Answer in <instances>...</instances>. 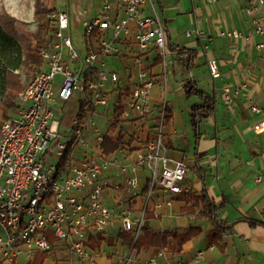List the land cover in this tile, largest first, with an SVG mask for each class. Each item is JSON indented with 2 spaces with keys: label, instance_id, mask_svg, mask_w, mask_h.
<instances>
[{
  "label": "crops",
  "instance_id": "obj_1",
  "mask_svg": "<svg viewBox=\"0 0 264 264\" xmlns=\"http://www.w3.org/2000/svg\"><path fill=\"white\" fill-rule=\"evenodd\" d=\"M154 10L162 19L166 31L168 52L165 64L155 49H150L141 64L148 69L154 85L151 89L152 108L144 120L124 121L121 119L112 128L114 109L119 97L129 92L136 84L139 64L135 59L137 44L134 28L130 25L128 34L117 41V51L106 58L105 68L119 76V83H108L110 102L98 108L100 117L107 120L104 132L116 140L120 130L123 142L106 157L118 156L128 161L138 151L143 150L145 141L154 137L152 126L156 124L163 103L167 108L163 125L164 140L168 155L183 160L188 169L180 183L181 193H204L215 205V218L225 228L219 243H209L208 234L214 227L211 220L202 216V204L191 199V195L179 197V193H169L155 188L148 201V211L153 217L147 226L156 232L171 234L183 233L189 226H198L201 232L187 240L180 249L152 247L131 252L134 260L130 264H145L148 254L158 249H166L170 257L189 261L197 251L203 254L191 264H264V131L258 126L264 117V33H255L249 41L242 38L222 37L220 32L235 29L243 33L254 31L258 25L264 26V0H152ZM62 9L68 12L71 25H81L82 41L72 35L73 43L83 55V21L95 18L102 12L103 0H66ZM255 7L253 12H249ZM53 10V11H54ZM145 14L153 11L146 4ZM118 13L120 7L114 5ZM192 31L187 36V31ZM197 31H201L198 34ZM71 34V33H70ZM263 46L257 48L256 45ZM181 49V51H180ZM189 51V53H187ZM64 60L69 62L66 51ZM216 62L219 75L213 77L208 60ZM70 63V62H69ZM72 69L79 63H70ZM43 68L46 66L43 63ZM191 79L197 89L207 93L214 100L213 110L194 126L190 117L192 104L201 99L195 94H185L184 84ZM60 76L56 77V81ZM247 83L246 87H239ZM239 93L232 107L226 106L223 87ZM70 99V98H69ZM63 102L60 110L53 108L60 120L61 130H65L70 119L81 114L78 99L75 110H66ZM251 103L258 105L261 112L250 110ZM73 105V104H72ZM71 105V106H72ZM83 105V104H82ZM111 110V113L108 112ZM98 123V122H97ZM96 123V124H97ZM141 176L140 192L133 198L135 211L143 205L147 171ZM259 178V181L257 180ZM103 191L108 205L115 203V197L129 204V192L123 187L121 173L112 169L105 178ZM119 185V190L115 186ZM169 203V204H168ZM208 222V223H207ZM119 221L109 227L101 243L92 244L91 249H104L107 255L94 257V264H118L116 255L129 252V244L119 236ZM170 242H174L169 237ZM53 252L44 259V264H58Z\"/></svg>",
  "mask_w": 264,
  "mask_h": 264
},
{
  "label": "built area",
  "instance_id": "obj_2",
  "mask_svg": "<svg viewBox=\"0 0 264 264\" xmlns=\"http://www.w3.org/2000/svg\"><path fill=\"white\" fill-rule=\"evenodd\" d=\"M258 3L262 4L263 0ZM146 4L152 14L143 12ZM114 5L120 7L118 13ZM254 10L251 7L249 12ZM48 18L55 27L48 47L40 51L46 68L34 72L17 93L15 115L0 127V259L3 264H31L37 254L50 255L54 244L62 243L73 255L68 264H94L95 256L107 252L89 247L93 235H105L118 219L120 231L128 233L134 243L146 222L148 201L154 189L169 193L182 191L180 183L188 167L183 160L168 155L163 132L164 103L152 126L154 137L145 141L143 150L128 161L118 156H103V134L93 119L99 115L98 108L110 102L107 84L116 85L120 81L117 73L105 68L106 58L117 51V41L129 33L132 25L139 69L135 86L119 97L116 105L123 109L122 120L147 121L154 80L140 63L150 49H155L165 64L166 31L152 0H103L102 12L83 21L85 53L82 55L70 34L68 12L54 10ZM255 33L263 34L264 26L258 25L247 33L226 29L220 36L249 41ZM186 34L190 36L192 31ZM262 46V43L256 45ZM64 51L70 63L80 64V71L78 66L72 69L64 60ZM208 67L213 77L219 75L215 60H208ZM246 86L247 83L239 85ZM239 87L234 90L223 87L226 106L232 107ZM73 93L81 94L83 110L61 130L53 103L66 101ZM250 110L261 112L254 103ZM258 125H262L258 131H264V117L252 128ZM112 169L122 175L123 187L130 194L129 204H124L125 200L118 196L113 205L105 201V178ZM143 171H147L144 201L135 211L131 201L140 192ZM119 188L115 186L116 190ZM133 250L129 245L128 253L116 255L117 263L133 262ZM202 254L203 251H197L189 261L173 260L166 249H158L148 254L145 264H191Z\"/></svg>",
  "mask_w": 264,
  "mask_h": 264
},
{
  "label": "trees",
  "instance_id": "obj_3",
  "mask_svg": "<svg viewBox=\"0 0 264 264\" xmlns=\"http://www.w3.org/2000/svg\"><path fill=\"white\" fill-rule=\"evenodd\" d=\"M53 8L46 9L43 6L42 0L35 1L34 18L37 21V29L35 31V45L33 49H25L22 47L24 36L18 31V21L11 16L0 2V127L2 123L9 120L15 115L16 103L15 98L17 93L23 88L26 82L30 79L32 74L40 71L43 68V60L40 57V51L47 48L54 30V22L48 18V15L53 11ZM167 43V38H166ZM167 45V44H166ZM168 49V45H167ZM181 51V49H180ZM189 53V51H187ZM185 94H195L201 101L194 103L190 109V117L192 124L196 127L200 120L207 116L213 110L214 100L207 93L199 91L193 80L188 79L184 84ZM83 110V105L80 104L79 111ZM122 107L114 109V121L112 128H115L120 120L122 114ZM167 108L165 107V113ZM123 132L119 131L116 140H112L108 135L104 134L101 150L104 155H109L123 142ZM179 197L191 195V199L195 204L197 202L202 204V216L211 220L213 228L208 234L209 243H219L222 239V234L225 228L215 218V205L204 194H191L190 192L179 193ZM153 217V213L146 211V222L142 226L141 233L137 240L132 243V238L128 233L119 232V236L123 242L133 246V249L138 251L147 250L152 247L168 248L175 251L182 247V245L193 236L201 232L198 226H189L183 233L173 232L165 234L154 231L147 226L149 218ZM169 237L174 242L169 241ZM53 242V239H51ZM104 240L102 235L95 236L92 244L101 243ZM133 244V245H132ZM47 253L42 252L37 254L36 259L31 264H44V259ZM0 264L3 262L0 259Z\"/></svg>",
  "mask_w": 264,
  "mask_h": 264
},
{
  "label": "rangeland",
  "instance_id": "obj_4",
  "mask_svg": "<svg viewBox=\"0 0 264 264\" xmlns=\"http://www.w3.org/2000/svg\"><path fill=\"white\" fill-rule=\"evenodd\" d=\"M35 1L36 0H0L4 9L13 17H15L18 21V31L20 34L24 36L22 41V47L25 49H33L35 45V31L37 29V21L34 18V10H35ZM66 0H42L43 6L46 9H50L56 6L57 9H62L66 6ZM81 25H71V35L78 41L81 42ZM81 98L80 93H73L67 102V109L75 110L77 107L78 99ZM63 102L54 103V107L57 110L61 109V105ZM73 104V105H72ZM72 105V106H71ZM111 113V110L108 112ZM97 123V126L101 132H104L108 126L107 120L103 119L100 116H95L93 118ZM67 128V127H62ZM208 223V222H207ZM55 256L58 258L55 260V263L58 264H68L70 259H73V255L68 253V250L62 245L58 249L55 247Z\"/></svg>",
  "mask_w": 264,
  "mask_h": 264
},
{
  "label": "bare ground",
  "instance_id": "obj_5",
  "mask_svg": "<svg viewBox=\"0 0 264 264\" xmlns=\"http://www.w3.org/2000/svg\"><path fill=\"white\" fill-rule=\"evenodd\" d=\"M262 127V125H258V129H260Z\"/></svg>",
  "mask_w": 264,
  "mask_h": 264
}]
</instances>
